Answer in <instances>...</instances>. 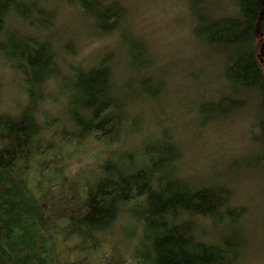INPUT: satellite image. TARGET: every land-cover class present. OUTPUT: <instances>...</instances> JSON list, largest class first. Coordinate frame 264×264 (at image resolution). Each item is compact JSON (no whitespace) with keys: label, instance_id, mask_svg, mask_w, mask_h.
Returning <instances> with one entry per match:
<instances>
[{"label":"trees","instance_id":"trees-1","mask_svg":"<svg viewBox=\"0 0 264 264\" xmlns=\"http://www.w3.org/2000/svg\"><path fill=\"white\" fill-rule=\"evenodd\" d=\"M185 1L195 42L220 68L216 98L200 102L199 114L222 118L252 106L263 168L264 0H228L227 12L216 1L214 13L206 0ZM65 2L97 33L116 34L121 50L64 71L66 58L50 38L56 11L38 0H0V57L26 97L16 113L0 112V264H92L86 255L63 258L59 242L99 250L123 215L132 225L125 235L135 241V264H239L248 209L232 203L231 190L194 188L179 175L180 149L168 131L142 141L139 151L121 149L140 132L136 108L167 88L153 70L148 42L121 29L127 9L117 0ZM49 82L65 95V121L46 120L39 109ZM88 139L105 142L108 155L78 182L57 157ZM210 229L215 238L205 235ZM114 257L109 263H122Z\"/></svg>","mask_w":264,"mask_h":264},{"label":"rangeland","instance_id":"rangeland-1","mask_svg":"<svg viewBox=\"0 0 264 264\" xmlns=\"http://www.w3.org/2000/svg\"><path fill=\"white\" fill-rule=\"evenodd\" d=\"M38 1L56 11L58 29L50 38H55L61 47L59 58H66L68 65L64 71L72 66L89 65L102 54L114 51L116 54L121 50L116 34L97 33L85 24L80 11L65 0ZM117 1L127 9L121 29L125 27L148 42L155 62L153 70L167 82V88L158 100L136 108L133 118L140 132L121 149L139 151L142 141L156 140L159 133L168 131L180 149V159L176 162L179 175L189 180L194 188L224 184L232 192V203L247 207L248 213L241 220L245 240L239 264H264V167L259 164L260 149L252 133L256 127L253 107L222 118L200 116V102L216 98V91L221 87L220 68L195 42L185 0ZM206 1L209 2L207 11L211 13L218 11L214 6L216 1L220 3L221 11L224 8L223 12L231 6L228 0ZM23 29L33 30L30 27ZM53 83L47 84V98L39 109H43L46 120H51L53 115L65 121L68 119L65 95L60 94ZM21 87L16 71L0 57V112L19 111V105L26 99ZM85 141L79 148L74 145L66 148L57 157L60 161L65 160L64 166H68L64 173L78 182L85 181L108 155L105 142ZM55 173L53 171V175ZM124 216L106 237L101 249L79 252L73 239L62 240L59 242L61 256L69 261L86 255L92 264H112L109 257L114 261V256L118 255L121 264H135V241L125 235L132 232V225ZM207 234L208 238H215L213 230H206Z\"/></svg>","mask_w":264,"mask_h":264},{"label":"bare ground","instance_id":"bare-ground-1","mask_svg":"<svg viewBox=\"0 0 264 264\" xmlns=\"http://www.w3.org/2000/svg\"><path fill=\"white\" fill-rule=\"evenodd\" d=\"M83 204V203H82Z\"/></svg>","mask_w":264,"mask_h":264}]
</instances>
